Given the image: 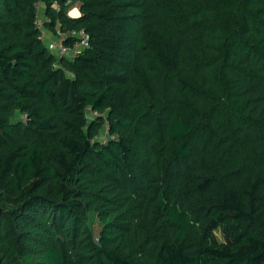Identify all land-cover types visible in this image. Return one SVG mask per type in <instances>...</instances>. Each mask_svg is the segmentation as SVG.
Here are the masks:
<instances>
[{
	"label": "trees",
	"instance_id": "16d2710c",
	"mask_svg": "<svg viewBox=\"0 0 264 264\" xmlns=\"http://www.w3.org/2000/svg\"><path fill=\"white\" fill-rule=\"evenodd\" d=\"M220 1L0 0L2 262L264 264V0Z\"/></svg>",
	"mask_w": 264,
	"mask_h": 264
},
{
	"label": "built area",
	"instance_id": "2783aa9c",
	"mask_svg": "<svg viewBox=\"0 0 264 264\" xmlns=\"http://www.w3.org/2000/svg\"><path fill=\"white\" fill-rule=\"evenodd\" d=\"M55 7L56 4H55ZM76 11V13H73ZM68 16L74 18L79 15L78 8H72L68 14ZM39 20V19H38ZM37 28L41 30L42 38L46 40V45L49 51H51L57 58H66L72 59L77 54L87 49L90 45V36L84 30L79 31H69L65 34H61L60 32H56L55 35L49 34L47 31L43 30V22L41 20L36 22ZM72 38V44L70 46H65L64 38Z\"/></svg>",
	"mask_w": 264,
	"mask_h": 264
},
{
	"label": "rangeland",
	"instance_id": "374dc122",
	"mask_svg": "<svg viewBox=\"0 0 264 264\" xmlns=\"http://www.w3.org/2000/svg\"><path fill=\"white\" fill-rule=\"evenodd\" d=\"M214 1H218V2H220L221 3V5L223 6V7H225L226 5L225 4H223L222 2H224V1H220V0H214ZM70 4L67 6V8H66V13L68 14V12L72 9V8H78V5H79V3L78 2H75V3H71V2H69ZM181 3H183L182 1H181ZM190 3H192V2H189L188 4H190ZM204 3V2H203ZM206 3H208V2H206ZM200 5H202L201 3H199ZM43 4L41 3V6H42ZM193 5V4H192ZM198 5V4H197ZM199 5V6H200ZM204 5V4H203ZM195 6V5H194ZM73 13H76V11H74ZM221 14V13H220ZM151 20V19H150ZM177 21L178 20H176V23H177ZM152 22V21H151ZM144 27H141L140 28V30L142 29L143 31L145 30V28L147 27V28H150V26H152L151 24H149V23H146V25H143ZM181 26H183V24L182 23H178L177 25H176V27H174V29L176 30H178L179 28L178 27H181ZM188 27V26H187ZM186 28V27H185ZM151 29V28H150ZM50 31L48 30V33H49ZM145 32H147V33H149L150 31H145ZM151 33H156V31L155 30H151ZM157 34V33H156ZM160 40H161V37L159 36V33L157 34V36L155 35V37H154V44H155V46L154 45H152V49L154 50V51H156L157 49H158V47H156V46H158L159 45V43H160ZM54 63H55V65L57 64L55 61H54ZM92 118V116H89V119H91ZM22 119H24L23 118V116H21L20 114H18V113H15V115L11 118V121L12 122H16V121H19V120H22ZM100 131H99V136H98V138H100V139H102V140H104V139H106L107 138V131H106V128H101L100 127V129H99ZM200 141V142H199ZM189 143H191V144H193L194 143V145H191L190 144V147L191 146H193V147H191L192 148V150H197L198 149V147L201 145V138H200V135H199V133L198 134H196L194 137H193V139L192 140H190L189 141ZM198 143H200V145L199 146H197L198 145ZM163 163H166L165 161L163 162ZM161 163H158V166L160 165ZM157 166V167H158ZM244 170H246V169H244ZM243 170V171H244ZM242 172V171H241ZM154 178V177H153ZM152 178V179H153ZM89 223H92L91 224V227H92V229H93V231H94V233H95V235H96V233H97V231H98V227H97V224H96V221H94V218H93V216H92V214H90L89 215Z\"/></svg>",
	"mask_w": 264,
	"mask_h": 264
},
{
	"label": "water",
	"instance_id": "95a60500",
	"mask_svg": "<svg viewBox=\"0 0 264 264\" xmlns=\"http://www.w3.org/2000/svg\"><path fill=\"white\" fill-rule=\"evenodd\" d=\"M3 212H4V209H2V208L0 207V213H3ZM0 264H6V263L2 262V260L0 259Z\"/></svg>",
	"mask_w": 264,
	"mask_h": 264
}]
</instances>
